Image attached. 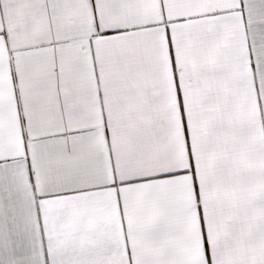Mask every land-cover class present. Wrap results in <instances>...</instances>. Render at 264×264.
Here are the masks:
<instances>
[{
    "label": "snow or ice",
    "instance_id": "snow-or-ice-1",
    "mask_svg": "<svg viewBox=\"0 0 264 264\" xmlns=\"http://www.w3.org/2000/svg\"><path fill=\"white\" fill-rule=\"evenodd\" d=\"M0 264H264V0H0Z\"/></svg>",
    "mask_w": 264,
    "mask_h": 264
}]
</instances>
